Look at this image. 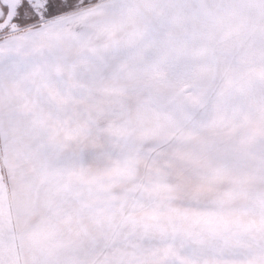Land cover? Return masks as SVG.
<instances>
[{"label": "snow or ice", "instance_id": "6c2138e0", "mask_svg": "<svg viewBox=\"0 0 264 264\" xmlns=\"http://www.w3.org/2000/svg\"><path fill=\"white\" fill-rule=\"evenodd\" d=\"M0 264H264V0H0Z\"/></svg>", "mask_w": 264, "mask_h": 264}]
</instances>
